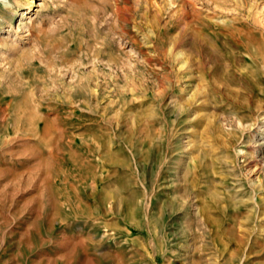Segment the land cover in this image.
I'll return each instance as SVG.
<instances>
[{
    "label": "rangeland",
    "instance_id": "374dc122",
    "mask_svg": "<svg viewBox=\"0 0 264 264\" xmlns=\"http://www.w3.org/2000/svg\"><path fill=\"white\" fill-rule=\"evenodd\" d=\"M0 264H264V0H0Z\"/></svg>",
    "mask_w": 264,
    "mask_h": 264
},
{
    "label": "bare ground",
    "instance_id": "6f19581e",
    "mask_svg": "<svg viewBox=\"0 0 264 264\" xmlns=\"http://www.w3.org/2000/svg\"><path fill=\"white\" fill-rule=\"evenodd\" d=\"M24 13H22V15H23ZM120 71V70H119ZM116 74V73H115Z\"/></svg>",
    "mask_w": 264,
    "mask_h": 264
}]
</instances>
